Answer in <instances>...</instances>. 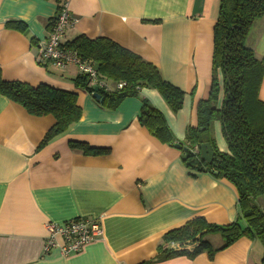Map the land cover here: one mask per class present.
Masks as SVG:
<instances>
[{"label": "crops", "instance_id": "crops-1", "mask_svg": "<svg viewBox=\"0 0 264 264\" xmlns=\"http://www.w3.org/2000/svg\"><path fill=\"white\" fill-rule=\"evenodd\" d=\"M61 1L68 2L75 20L66 43L81 35L108 38L140 55L186 92L182 110L172 113L153 89L127 98L116 110L105 109L75 87L76 66L38 63V44L48 37ZM220 5L221 0H0V81L76 93L83 112L78 123L39 149L56 119L32 116L0 94V264H264L262 242L250 237L213 258L207 252L193 256L198 243L182 256L159 251L169 247L165 234L193 219L228 225L240 217L231 183L211 172L190 171L180 150L139 122L147 99L179 141L188 127L198 126V104L212 83ZM9 22L26 24L28 34L8 28ZM247 47L264 59V18L255 21ZM260 97L264 101V81ZM215 133L218 149L226 153L219 122ZM71 142L109 153L86 155ZM78 218L100 223L103 236L79 254L65 256L59 247L46 252L47 225ZM217 237L205 240L221 248L224 241ZM56 240L64 244L61 236Z\"/></svg>", "mask_w": 264, "mask_h": 264}, {"label": "trees", "instance_id": "trees-1", "mask_svg": "<svg viewBox=\"0 0 264 264\" xmlns=\"http://www.w3.org/2000/svg\"><path fill=\"white\" fill-rule=\"evenodd\" d=\"M261 18H264V0H221L219 17L214 26L212 83L208 97L198 104V126L187 128L184 141L175 137L164 115L149 100L142 101L139 117L142 127L162 143L179 147L183 163L190 171L211 172L216 178L231 183L238 193L240 217L237 221L218 225L200 217L164 235L165 245L198 243L193 256L207 252L213 258L217 252L242 237L257 238L264 246V209L257 203L264 198V101L260 97L264 59H259L247 47L254 23ZM54 20L48 28L51 29ZM8 28L28 34L26 24L22 22H9ZM65 45L77 52L81 60L93 63L99 77L113 86L110 91L98 89L100 100L97 102L102 108L116 110L127 98L140 96L144 89H153L172 113L182 110L186 92L167 82L156 65L115 41L108 38L92 40L81 35ZM119 84L124 85L118 88ZM74 85L91 95L96 92V88L89 87V78L82 74L74 80ZM0 94L22 106L32 116H53L56 119V124L48 131L39 149L67 132L82 118L78 94L46 84L33 87L20 81L2 80ZM215 122L221 125L228 148L226 153L218 149L214 138ZM204 144H210L214 151L211 164L201 158V146ZM70 146L86 155L109 153L82 142H71ZM195 148H198V153L194 152ZM209 235H219L224 245L214 248L205 240ZM159 251L162 254L168 252V257L186 254L184 251H169L163 245Z\"/></svg>", "mask_w": 264, "mask_h": 264}, {"label": "built area", "instance_id": "built-area-1", "mask_svg": "<svg viewBox=\"0 0 264 264\" xmlns=\"http://www.w3.org/2000/svg\"><path fill=\"white\" fill-rule=\"evenodd\" d=\"M74 21L68 2L62 1L48 37L38 44V63H53L60 69H65L71 65L76 66L79 74L89 78L90 88L112 90L113 86L104 82L99 77L96 66L93 63L81 60L77 52L69 49L65 45L66 31L74 24ZM123 85L119 84L117 87L122 88ZM93 94H95V91ZM194 152L198 153V148H195ZM47 229L49 234L44 248L45 251L48 252L55 247H59L65 256L79 254L88 245L103 236L100 223L86 218H78L63 225L50 223L47 225ZM57 236H61L64 239L63 245H59L56 240ZM188 246L185 243H170L168 250L181 252L186 250Z\"/></svg>", "mask_w": 264, "mask_h": 264}, {"label": "water", "instance_id": "water-1", "mask_svg": "<svg viewBox=\"0 0 264 264\" xmlns=\"http://www.w3.org/2000/svg\"><path fill=\"white\" fill-rule=\"evenodd\" d=\"M93 97H94L97 101L100 100V95H99V93H98V89H96V92H95V94L93 95ZM177 148H179V147H177ZM201 158H202L205 162H207V163H209V164L213 163V161H214V151L212 150V147H211L210 144H204V145L201 146Z\"/></svg>", "mask_w": 264, "mask_h": 264}, {"label": "rangeland", "instance_id": "rangeland-1", "mask_svg": "<svg viewBox=\"0 0 264 264\" xmlns=\"http://www.w3.org/2000/svg\"><path fill=\"white\" fill-rule=\"evenodd\" d=\"M222 100V99H221ZM221 102V101H220ZM215 128H216V122L214 123V125H213V135H214V138L216 139L217 138V134L215 133ZM222 134V133H221ZM222 138H223V135H222ZM223 140H224V138H223ZM259 202H260V204L261 205H264V204H262V198H260L259 199ZM218 240H219V242H222L221 240V238H220V236L218 235Z\"/></svg>", "mask_w": 264, "mask_h": 264}]
</instances>
